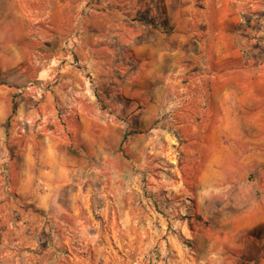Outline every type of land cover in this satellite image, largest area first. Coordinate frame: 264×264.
Wrapping results in <instances>:
<instances>
[{"label": "rangeland", "instance_id": "374dc122", "mask_svg": "<svg viewBox=\"0 0 264 264\" xmlns=\"http://www.w3.org/2000/svg\"><path fill=\"white\" fill-rule=\"evenodd\" d=\"M221 9L223 60L203 53L192 67L203 20ZM208 72L222 94L254 99L243 138L223 134V200L197 195L214 142L203 112L188 101L172 121L174 93L191 100ZM2 104L0 142L19 160L36 139L41 190L54 191L51 211L35 210L39 244L16 264H264V174L254 201L233 162L235 145L264 158V0H0ZM31 105L55 111L58 126L16 132Z\"/></svg>", "mask_w": 264, "mask_h": 264}, {"label": "crops", "instance_id": "0c3cea01", "mask_svg": "<svg viewBox=\"0 0 264 264\" xmlns=\"http://www.w3.org/2000/svg\"><path fill=\"white\" fill-rule=\"evenodd\" d=\"M228 19L222 9L216 10L215 14H208L204 18L206 29L202 31L203 34H201V39L198 41L199 44L193 47L195 51H193V48L191 50L195 55L191 57L192 67L197 66L199 59L197 56L201 57L203 53L211 54L208 61L212 66L223 60V56H220V54L222 53L221 46L225 42V37L230 32L226 28ZM215 24L217 25L215 26ZM187 37L185 35V42ZM204 37L205 39H202ZM174 67L176 71L174 70L173 86L174 91H176V87L182 84L179 83L180 80H177V77L179 73L185 71V67L179 63H175ZM208 73L209 75L205 78L200 77L195 81H191L192 87L197 86L195 90L194 88L191 90L193 91L191 100H188V88L184 87L180 93H174L173 101H171L173 107L172 121L176 122L175 118L179 114L178 112L184 114L187 111L185 108L188 101L192 103L191 109L195 107V109L203 112L206 118L204 122L205 131L214 137V142L209 145L212 152L208 160L209 166L206 169V175L202 179L205 180L206 186L199 190L197 195L220 197L222 199L226 195L225 190L227 189L220 187L227 180L223 167L231 164V160L224 156L225 149L229 148H226L223 143V134L227 133L234 136L237 134L238 137L243 138L246 126L251 122L247 105H251L254 99L247 98L245 95L234 94L232 91L222 94L217 89L218 79L214 74L215 72ZM204 82L207 84L206 88ZM183 85L186 86L185 83ZM29 90L32 91V88L29 87ZM177 102H181V105L177 106ZM50 115L54 120L49 118ZM8 116L7 105L2 104L0 123L5 122ZM56 117L58 115L55 114V111L47 107L36 109L34 105H31L29 109L18 108L13 128H15L14 130L17 128L16 132L19 133L21 130L33 133L38 127L40 129H42L41 127L47 128L50 122L55 123L57 127ZM39 118H43V120L38 123ZM3 130L4 127L0 128L1 133ZM36 142V139L32 140L29 148L33 149V145L37 146ZM41 142L45 143V141ZM234 147L238 156L234 158L233 162L238 161L239 170H244L237 186L239 187V194L243 193L242 195L245 196L243 191L250 182V184L252 183L251 186L254 187L253 200L256 199V196L261 197L260 177L258 176L264 174V158L249 156L241 145H235ZM3 149L5 151H2ZM31 149L29 152L21 154V157L19 153L20 159L18 160L9 156L8 145L2 141L0 142V264H16L19 260L17 258H20L23 254L24 247L39 244L43 227L35 210L49 212L52 209L54 191L44 192L41 190L42 179L46 176L44 168L46 161L34 157ZM249 172H254L256 177L251 179ZM223 203L227 205L225 199Z\"/></svg>", "mask_w": 264, "mask_h": 264}, {"label": "trees", "instance_id": "16d2710c", "mask_svg": "<svg viewBox=\"0 0 264 264\" xmlns=\"http://www.w3.org/2000/svg\"><path fill=\"white\" fill-rule=\"evenodd\" d=\"M14 112H15V109H13V112H12V113H14ZM127 137H128V134L125 133V134H124V138H123L122 143H121V148H122V149H123V147H124V144H125V142H126Z\"/></svg>", "mask_w": 264, "mask_h": 264}]
</instances>
